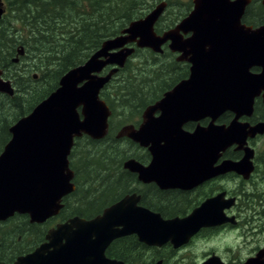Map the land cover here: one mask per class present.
<instances>
[{
  "label": "water",
  "instance_id": "95a60500",
  "mask_svg": "<svg viewBox=\"0 0 264 264\" xmlns=\"http://www.w3.org/2000/svg\"><path fill=\"white\" fill-rule=\"evenodd\" d=\"M247 2L193 0L190 13L175 28L158 35L154 26L166 7L162 1L103 41L83 64L67 71L53 92L8 129L10 139L0 153V219L18 212L39 220L58 212L59 200L74 190L68 163L74 140L82 136L102 140L108 133L111 112L100 92L135 48L161 54L168 42L171 51L180 53L178 60L190 64L189 76L146 109L138 129L118 131L116 138L126 136L151 155L146 167L130 159L123 168L144 183L154 181L160 189L173 184L190 189L230 171L247 178L252 170L251 150L237 163L213 166L220 152L232 144L242 148L248 136L264 134V122L251 127L238 122L241 116H251L256 97L261 96L264 104V26L251 29L241 24ZM3 14L0 0V19ZM184 34L190 36L183 39ZM23 53L20 47L17 56ZM17 61L15 57L13 62ZM252 67L260 72L251 73ZM2 74L0 70V93L12 97L13 86ZM156 111L161 114L154 118ZM225 111L235 114L228 125L210 124L192 133L180 129L181 116L213 118ZM138 202L136 194L126 195L89 221L74 218L69 225L57 226L48 236L49 243L38 249L39 255L52 248L58 264H122L104 255L121 236L135 234L148 246L169 243L176 249L201 228L235 222L225 215L234 204V198L225 199V193L207 199L183 219L164 220ZM62 239L65 244L57 245ZM201 264L222 263L212 256ZM244 264H264V260L258 254Z\"/></svg>",
  "mask_w": 264,
  "mask_h": 264
},
{
  "label": "trees",
  "instance_id": "16d2710c",
  "mask_svg": "<svg viewBox=\"0 0 264 264\" xmlns=\"http://www.w3.org/2000/svg\"><path fill=\"white\" fill-rule=\"evenodd\" d=\"M4 1L8 13L5 12L0 19V70L3 78L10 79L15 90L12 97L0 93V152L10 136L9 127L53 92L67 71L83 64L103 41L117 36L130 22L144 17L163 0ZM164 2L165 13L180 1ZM190 4V1L182 3L185 12H178L182 14L181 17L178 13L174 14L167 24L162 23L163 13L155 25L157 33L168 28V24L183 19ZM20 47L24 53L17 56ZM15 57H18L16 63L13 62ZM133 57H138V60L132 65ZM167 57V52L159 55L147 49L135 48L125 66L100 92V98L111 112L106 137L99 141L86 136L75 140L70 157L76 170H85L84 174L88 178L93 172L94 180L99 181L112 171L120 175L122 162L128 157L137 156L133 143L116 140L114 135L116 129L125 123L122 119L124 113L134 115L131 108L149 104L159 97L150 90L156 89L153 81L158 78L161 83L167 82ZM22 61L24 65L20 68ZM7 115L11 119L8 120ZM90 162H93L94 168L88 170ZM112 181L104 184L111 187L112 191L100 201L96 200L94 209L97 212L128 191L123 183ZM76 182L82 186L80 180ZM112 196L113 199L107 200ZM162 257L167 256L161 255L159 251L145 259L144 264L153 263Z\"/></svg>",
  "mask_w": 264,
  "mask_h": 264
},
{
  "label": "flooded vegetation",
  "instance_id": "af4514ba",
  "mask_svg": "<svg viewBox=\"0 0 264 264\" xmlns=\"http://www.w3.org/2000/svg\"><path fill=\"white\" fill-rule=\"evenodd\" d=\"M2 1L6 12L4 0ZM186 1H190L191 4L186 11L185 16L190 13L193 6V0ZM247 1V5L241 17V24L246 28L250 27L251 29H257L264 26L263 0ZM177 23L174 22L168 28L158 33L156 31V27L154 26V31L160 35L164 31L175 28ZM189 36L190 34L182 35L183 39H186ZM168 44L169 42L162 46L163 52L161 53L164 54L167 52L169 55L167 59L169 74L166 75L168 80L163 83L160 82L159 78L154 80L153 87H156V89L150 90L155 94H158L159 97L149 104L131 108V110H134V115H131L133 113L130 112L124 113L122 115V119H124L125 123L120 126L114 135L116 140H121L122 142L128 144L133 143L135 145V152L137 153L136 157H128L122 162V171L120 172V175L117 173L112 175L110 172V175L105 176L108 178H117L114 179L112 183L115 182V180L117 183H123L128 190L126 194L121 196L119 199H116L114 202L106 204L100 211L97 212L94 209L96 200L100 201L102 197H106L107 193L112 191L111 187L99 185L101 181H99V184L95 185L79 186V184H77L78 181L76 182V180H81L80 173L85 175L84 172L86 173V171L76 170L72 166L73 160L70 157V153L68 156V163L69 169L73 172L71 183L74 186V190L59 200L61 207L56 214L44 219L32 220L28 213L14 212L10 216L0 219V264L60 263V260L57 259L55 251H53L52 248L47 249V251L40 253L41 255H39L40 251H38V249L49 243L48 236L51 231L56 230L59 225H69L71 220L74 218L89 221L100 215L105 208L119 201L124 196L131 194L139 196L138 206L146 208L153 213L160 214L161 218L164 220H170L173 218L183 219L189 216L195 208L199 207L200 204L205 202L207 199L220 193H225V199L234 198L233 206L224 211L225 215L227 218L233 217L235 222L234 224L226 222L215 227L201 228L189 239L186 244H183L176 249L169 243L161 247L148 246L140 241L138 236L135 234L121 236L114 239L105 249L104 255L109 260H115L121 262L122 264H144L145 259L153 257L158 254L160 250L169 248V253L172 256L176 251L188 246L199 237L204 241H208V239L218 238L223 234H231L232 232L238 233L239 231H241L242 237H244L246 242L250 241L252 243V246L248 248L249 255L243 259L244 261L241 260V262H238L236 260L237 256L234 257L230 255V257L236 261H233V263L244 264V262L248 259L255 258L258 254H261V258L264 260V242L261 243V241L264 240V237H262V235H264V177L262 176L260 168L261 165L264 166V134L248 136L245 139V144L242 148H238L236 144H232L224 151L220 152L219 158L213 165L214 167H217L223 161L237 163L242 160L246 150H251L252 157L250 162L252 170L247 178H244L242 175L234 171H230L200 182L190 189L183 188V186H175L176 184H173L170 188L160 189L154 181L144 183L138 180L137 174L131 173L123 168V164L130 159L136 160L139 164L146 167L151 161V155L149 154L147 148L139 146L126 136L116 138L115 136L118 131L125 127L138 129L144 122L143 115L146 109L153 106L166 92H169L175 85L183 80H186L189 76L190 64L187 61L178 60L180 53L171 51L168 48ZM108 70L109 68H106L103 74H105ZM249 71L253 74H257L260 72V68L252 67ZM160 76L162 75H159L158 77ZM160 114V111H156L154 112L153 117L157 118ZM234 115L235 114L230 111H225L216 117L213 116L214 119L206 115L197 116L191 119H186L181 116L180 129L184 132L192 133L195 128H207L210 124L213 126L228 125L229 122L234 119ZM238 122L246 123L250 127L256 125L257 123L264 122V104L261 96L254 99L253 112L251 116H241L238 119ZM91 167L92 165H89L88 170H90ZM94 182H96V180H94ZM177 182L175 180L173 183ZM185 183H188V181ZM228 184H230V186H228ZM259 186L260 188H258ZM97 196H100V198L97 199ZM76 230L77 229L75 227L71 229L72 232ZM65 242L66 241L62 239L57 245H64ZM227 246L229 248H226L225 250L227 253L235 252L236 249H240V247L233 248L231 245ZM204 255V259L200 262V264L212 256L219 258L222 264H231L229 259L226 260L224 257H221V252L212 251L208 252V254L205 253ZM158 261H161L162 264H164V260L161 258H158L150 264H155ZM61 262H63V260Z\"/></svg>",
  "mask_w": 264,
  "mask_h": 264
},
{
  "label": "rangeland",
  "instance_id": "374dc122",
  "mask_svg": "<svg viewBox=\"0 0 264 264\" xmlns=\"http://www.w3.org/2000/svg\"><path fill=\"white\" fill-rule=\"evenodd\" d=\"M184 2H187V1L186 0H180V2H176L175 5L168 8V10L165 11V13L163 15L162 23H165V24L169 23V20L172 19L174 17V14H177L179 11L181 13L182 12L184 13L185 12V10H183L184 7H182V5H181ZM4 3H5V6H7L6 1H4ZM6 12L8 13V11H6ZM178 15H179V13H178ZM179 16L181 17L182 14H180ZM168 25L170 26V24H168ZM137 60H138V57H133L131 59V61H132L131 64L132 65L135 64L137 62ZM27 63L30 64L29 62H27ZM166 63H167V60H166ZM23 65H24L23 61L20 62V68H22ZM5 80L10 81V79H5ZM13 89H14V87H13ZM7 117H8V120L11 119V117L9 115H7ZM116 118H118V117H116ZM5 119H6V117H5ZM120 126L116 130H118L120 128ZM9 138H10V136H9ZM9 138H7V141L9 140ZM78 150H79V148L77 149L76 153L78 152ZM90 165H92L91 168H94L93 162H90ZM260 168H261L262 176L264 177V166L261 165ZM116 173H119V172H114V171L111 172L112 175H114ZM80 178H81L80 181H81L82 185H95V184H99V181H101L100 185H104V184H107L109 181L116 179L114 177H111V178L106 177L104 179L101 178L99 181L94 182L95 177H94L93 173H92L91 177L89 176V178L86 177V175L81 174ZM228 186H230V184H228ZM258 188H260V186ZM114 194H115V192H114ZM98 198H100V196H97V199ZM113 198H114V196H112L108 199L111 200ZM103 200H105V199H103ZM262 237H264V235H262ZM247 238H249V237H247ZM263 242H264V240L261 241V243H263ZM227 245H231V247L233 246V248L234 247H240V249L239 250L234 249L235 252L227 253L225 251L226 248L229 249ZM251 246H252V243L250 241L246 242L244 237H242L241 231H239L238 233L232 232L231 234L230 233L223 234V235L219 236L218 238L208 239V241H204L203 239H201L199 237L198 239H196L195 241L190 243L188 246L176 251L175 254L172 256L170 253H169L170 255L167 253V251H170L169 248H166L167 251L166 250H160V254L163 256H165V255L167 256V257L161 258L164 260V264H200V262L204 259L205 253L208 254V252H212V251L215 252L216 251V252H221V255H222L221 257H224V259H226V260L229 259L231 264H235V262H236L235 259L233 260L230 257V255H232L234 257L237 256L236 260L238 262L239 261L241 262V260L245 259V257L249 255L248 248ZM233 261H235V262L233 263Z\"/></svg>",
  "mask_w": 264,
  "mask_h": 264
}]
</instances>
